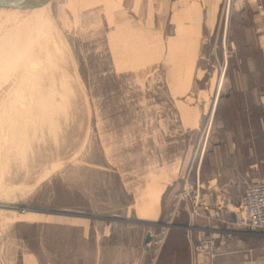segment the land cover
Here are the masks:
<instances>
[{"label":"rangeland","instance_id":"rangeland-1","mask_svg":"<svg viewBox=\"0 0 264 264\" xmlns=\"http://www.w3.org/2000/svg\"><path fill=\"white\" fill-rule=\"evenodd\" d=\"M46 2L45 22L38 7L0 22V37L19 29L30 53L14 64L0 54V64L10 60L0 68L8 73H0V264H115L108 251L115 241L127 255L121 264H159L157 232L166 223L140 217H156L163 190L173 196L165 221L179 199L194 203L204 182L187 186L198 167L203 181L225 132L260 122L261 92L238 86L264 90V42L236 41L239 27L211 29L188 98L196 106L189 126L171 95L168 65L124 57L134 30L120 25L116 0Z\"/></svg>","mask_w":264,"mask_h":264},{"label":"crops","instance_id":"crops-1","mask_svg":"<svg viewBox=\"0 0 264 264\" xmlns=\"http://www.w3.org/2000/svg\"><path fill=\"white\" fill-rule=\"evenodd\" d=\"M116 1L119 9L124 12L123 17L117 18L120 25L134 30V34L127 35L123 40L129 44V51H126L124 57L132 62L139 61L136 64L141 65L153 58L168 65L171 95L181 111L182 120L187 121H184L185 125L193 126L186 115L196 106L188 98L197 83L201 43L211 29L219 25L221 28L226 27L227 31L229 27H234L236 32L239 27L245 32V28H248L247 34L239 30L240 35L238 34V38L235 35V40L264 42V34L259 35L261 27L264 28V14L259 13V10H264V0ZM248 12L255 14L248 15ZM137 27L142 30L138 31ZM253 33L257 36L255 40L240 39ZM238 87L239 91H251L253 95L257 91L261 92L256 105L257 113L261 112L260 122L256 126L239 125V130L234 134L225 132V142L221 141L211 152L203 181L202 174L199 176L198 173L199 167L197 168L195 181L198 180L200 188L201 182H204L198 205L195 206L188 198L179 199L178 206L182 208L184 203L187 211L177 207L165 221V208L173 201V196L165 198L163 190L159 195L156 217H140L166 223V227L157 232L158 236L162 234L159 264H210L208 253L195 251L200 235L211 236L216 242L220 253L214 259V264H264V230L238 226V212L234 209L239 205L249 184L264 180V90L261 86ZM254 108H247V112L253 114ZM214 117H210V126ZM208 131L211 132V129ZM206 150L205 147L201 149L200 162L203 161ZM221 196L224 200L219 204ZM116 246V241L113 246H109V261L113 259L115 264L117 261L121 264V260L125 262L127 255L121 250H115Z\"/></svg>","mask_w":264,"mask_h":264},{"label":"built area","instance_id":"built-area-1","mask_svg":"<svg viewBox=\"0 0 264 264\" xmlns=\"http://www.w3.org/2000/svg\"><path fill=\"white\" fill-rule=\"evenodd\" d=\"M199 185L198 180L187 186L186 191H192L193 185ZM199 194L194 199L195 206L198 205ZM222 211V209H220ZM219 210V211H220ZM238 215L236 224L250 230H264V180L249 184L242 199L237 206ZM197 253L206 252L210 256V264H214V259L219 255L216 242L211 236L200 235L196 244Z\"/></svg>","mask_w":264,"mask_h":264},{"label":"bare ground","instance_id":"bare-ground-1","mask_svg":"<svg viewBox=\"0 0 264 264\" xmlns=\"http://www.w3.org/2000/svg\"><path fill=\"white\" fill-rule=\"evenodd\" d=\"M35 1V0H34ZM47 0H36V2H37V4H39V5H37V10L38 11H36V13H37V18H38V20H42L44 17H45V13H44V10L47 8V6H48V3L46 2ZM47 3V4H46ZM24 11L25 10H2V11H0V22L1 21H5V22H11L12 20H15V19H17V18H19V15L22 13V14H24ZM43 21V20H42ZM43 22H45V21H43ZM42 22V23H43ZM41 23V22H40ZM40 25V24H39ZM37 28V27H36ZM15 29V28H14ZM19 30V29H18ZM17 29L16 30H9V31H4L2 34H4L2 37H0V54L2 55V57L1 58H3V59H7L9 56H10V58L12 57V59H11V62H12V64H14V62H15V60H17V59H15L14 60V58H15V56L17 55L18 56V58L20 57V58H27L26 60H24L26 63L29 61V58H30V53H29V51H28V49H27V43H26V41H25V35H24V32H22V31H18ZM25 30V29H24ZM31 30V29H30ZM41 31V30H40ZM40 31H38V32H40ZM6 32V33H5ZM0 33H1V31H0ZM1 35V34H0ZM37 37H39V35L37 36ZM28 38V37H27ZM26 52L25 54H23V52ZM40 51V50H39ZM22 54V55H21ZM40 54V53H39ZM40 56V55H39ZM0 58V59H1ZM5 60H3L4 62H5ZM23 60V59H22ZM21 59H20V61H21V63H23V61H22ZM2 61V60H1ZM8 61H10L9 59L6 61L7 63H8ZM18 61V60H17ZM16 61V62H17ZM5 62V63H6ZM11 62H9V63H11ZM5 63H3L2 62V64H0V68L2 67V65L3 64H5ZM7 63H6V65H7ZM18 63V62H17ZM26 63H24V64H26ZM16 64V63H15ZM28 64H30V63H28ZM27 65V64H26ZM26 65H24V66H26ZM4 66V65H3ZM11 66V65H10ZM6 67V66H5ZM12 67V66H11ZM2 69V68H1ZM4 69V68H3ZM11 69V68H10ZM13 69H14V67H13ZM27 69V68H26ZM12 70V69H11ZM5 71V70H4ZM7 71V70H6ZM8 72H9V70H8ZM29 72V71H28ZM0 73H1V70H0ZM3 73H5V72H3ZM3 73H1L2 75H3ZM7 73V72H6ZM6 73H5V75H6ZM30 73V72H29ZM8 74V73H7ZM28 75V74H27ZM0 77H1V75H0ZM30 77H32V76H30ZM26 78V77H25ZM5 79V78H4ZM27 79H28V77H27ZM29 80V79H28ZM21 81V80H20ZM23 82V81H22ZM17 83V82H16ZM15 83V84H16ZM27 83V82H26ZM29 83H31L32 84V82L31 81H29ZM34 83V82H33ZM22 84H24V83H22ZM28 84V83H27ZM14 85V84H13ZM25 87V86H24ZM34 87V86H33ZM36 87H37V85H36ZM13 88V87H12ZM29 88H30V86H29ZM15 90V89H14ZM10 92V91H9ZM16 92V91H15ZM25 93H27V92H25ZM24 93V94H25ZM9 94V93H8ZM7 94V95H8ZM12 94V93H11ZM8 97V96H7ZM6 97V98H7ZM46 98V97H45Z\"/></svg>","mask_w":264,"mask_h":264},{"label":"water","instance_id":"water-1","mask_svg":"<svg viewBox=\"0 0 264 264\" xmlns=\"http://www.w3.org/2000/svg\"><path fill=\"white\" fill-rule=\"evenodd\" d=\"M36 0H0V11L4 10H27L37 7Z\"/></svg>","mask_w":264,"mask_h":264}]
</instances>
